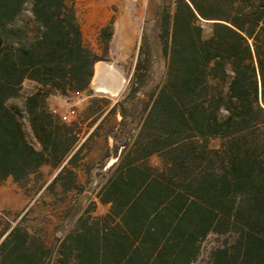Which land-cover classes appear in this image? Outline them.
<instances>
[{
    "label": "trees",
    "instance_id": "1",
    "mask_svg": "<svg viewBox=\"0 0 264 264\" xmlns=\"http://www.w3.org/2000/svg\"><path fill=\"white\" fill-rule=\"evenodd\" d=\"M75 2L0 0V186L25 188L48 166L58 173L44 193L61 203L113 139L117 161L96 192L109 209H86L58 247L28 225L31 209L15 225L2 218L0 264H194L210 235L226 240L208 264H264V0L172 1L158 18L163 77L144 34L116 102L91 88L114 25L100 32L99 56ZM27 81L35 91L11 106ZM83 92L72 121L47 102Z\"/></svg>",
    "mask_w": 264,
    "mask_h": 264
},
{
    "label": "rangeland",
    "instance_id": "2",
    "mask_svg": "<svg viewBox=\"0 0 264 264\" xmlns=\"http://www.w3.org/2000/svg\"><path fill=\"white\" fill-rule=\"evenodd\" d=\"M172 1L174 0H76L77 17L85 42L99 56L104 55L103 46L100 43V32L107 25L111 23L114 25L109 56L95 66L91 88L96 96L111 99L113 102L123 100L135 70L144 34L147 35L149 44L157 55L154 78L156 82L160 81L165 72V62L157 38L160 31L158 18L162 9ZM29 20L30 15L26 13L22 23H27ZM204 26L208 29L206 24ZM97 65H107L120 76V89L115 95L98 91ZM35 89L36 85L27 81L21 93L22 97L12 100L9 104L20 108L24 99ZM141 98L144 99L143 96ZM89 100L88 93L83 92L73 93L68 97H51L47 102L51 110L67 121H72L84 111ZM22 117L29 139L34 142L28 119L25 115ZM121 119V116L117 115L116 121ZM109 149L112 151L110 156L107 154ZM113 150V139H110L108 143L104 139L100 140L90 157L91 174H86L84 170L78 173L81 191L68 193L61 203H57L56 199L44 193L46 186L58 173L57 170L48 166L42 168L41 179L33 177L25 188H21L12 179L7 180L0 186V220L2 218L12 220V224L15 225L18 221L15 220L16 215L24 214L31 209L28 225L37 230H45L49 245L58 247L86 209L93 211L95 208L94 216H101L108 212L109 207L99 203L96 192L106 182L110 168L117 161ZM91 202L97 203V206L93 207ZM225 240V236L210 235L203 242L201 256L194 264H208L212 250L222 245Z\"/></svg>",
    "mask_w": 264,
    "mask_h": 264
},
{
    "label": "bare ground",
    "instance_id": "3",
    "mask_svg": "<svg viewBox=\"0 0 264 264\" xmlns=\"http://www.w3.org/2000/svg\"><path fill=\"white\" fill-rule=\"evenodd\" d=\"M96 79L99 83L98 91L106 94L115 95L120 89V76L107 65H97Z\"/></svg>",
    "mask_w": 264,
    "mask_h": 264
},
{
    "label": "water",
    "instance_id": "4",
    "mask_svg": "<svg viewBox=\"0 0 264 264\" xmlns=\"http://www.w3.org/2000/svg\"><path fill=\"white\" fill-rule=\"evenodd\" d=\"M207 23H210V22H207Z\"/></svg>",
    "mask_w": 264,
    "mask_h": 264
}]
</instances>
